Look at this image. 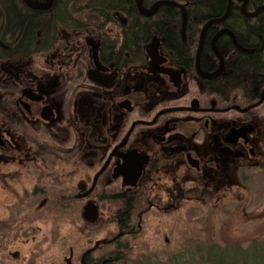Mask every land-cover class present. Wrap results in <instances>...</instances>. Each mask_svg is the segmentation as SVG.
<instances>
[{
  "label": "flooded vegetation",
  "instance_id": "obj_1",
  "mask_svg": "<svg viewBox=\"0 0 264 264\" xmlns=\"http://www.w3.org/2000/svg\"><path fill=\"white\" fill-rule=\"evenodd\" d=\"M169 1L107 14L87 0H0V13L10 2L55 19L38 25L48 40L2 36L12 24L0 23V264L38 252L42 221L55 235L79 222L65 264H115L146 221L181 222L187 201L247 189L264 143V0Z\"/></svg>",
  "mask_w": 264,
  "mask_h": 264
},
{
  "label": "rangeland",
  "instance_id": "obj_2",
  "mask_svg": "<svg viewBox=\"0 0 264 264\" xmlns=\"http://www.w3.org/2000/svg\"><path fill=\"white\" fill-rule=\"evenodd\" d=\"M260 147L261 159L252 160L246 190H235L227 200L200 208L187 201L181 222L146 221L141 233L128 239L115 264L264 262V143ZM52 224L41 222V233L35 239L36 254H28L20 247L17 257L10 255L9 264H65V258L78 254L84 239L79 222H72V231L68 233L65 222H58L56 235L51 232ZM102 227L98 236L108 231L105 222ZM89 230L91 242L96 231ZM163 233L169 235L168 243H164Z\"/></svg>",
  "mask_w": 264,
  "mask_h": 264
},
{
  "label": "trees",
  "instance_id": "obj_3",
  "mask_svg": "<svg viewBox=\"0 0 264 264\" xmlns=\"http://www.w3.org/2000/svg\"><path fill=\"white\" fill-rule=\"evenodd\" d=\"M86 6L91 7L93 9H96L97 11H104L107 12V14L112 10V9H123V11L127 12V9H129L130 11L133 12L132 6H133V0H87ZM6 4V3H5ZM73 5L75 4L72 3ZM79 5H82V2L79 1ZM4 9H6L5 13H0V23H5L8 22L9 24H12V27L16 28H7L3 31L2 36H5L9 33H13L16 34L15 38L17 37V33L19 32H23L24 33V38L25 40H31L33 38L37 39V38H45V40L47 39H51L52 38V34L48 33L50 32L49 26H45L47 25V23H51L53 22L54 19V15H50V14H46L47 16L45 18H42L43 16L40 14H36L35 16L32 13H28V12H14L11 7H10V2L3 7ZM4 11V10H3ZM129 13V12H128ZM51 16V18H50ZM144 17L140 18L137 17L135 19V24H134V28L135 31L132 32L130 37L134 38V42H135V48L137 53L140 52V46L141 43L144 39V37H146L148 31H147V26L145 25V21L143 20ZM142 19V20H141ZM75 21V20H73ZM44 23L45 25H42L41 28L39 29V32H37V28L39 24ZM7 33V34H6ZM53 33V32H52ZM8 36V35H7ZM10 36V35H9ZM6 37V36H5ZM27 45L33 46L34 44L32 42L27 43ZM243 264H245L243 262ZM246 264H264V262H259L257 261V263H246Z\"/></svg>",
  "mask_w": 264,
  "mask_h": 264
},
{
  "label": "water",
  "instance_id": "obj_4",
  "mask_svg": "<svg viewBox=\"0 0 264 264\" xmlns=\"http://www.w3.org/2000/svg\"><path fill=\"white\" fill-rule=\"evenodd\" d=\"M24 2H26L27 4H29L30 6H34V8L36 7H46L48 4H49V0H45L46 2H42V3H37V2H33V0H23ZM142 0H134V5L137 7V10L139 13H142V14H149L151 13V11L158 7L159 5L161 4H164V3H169V5L173 2V1H169V0H155L150 8H145L143 5H142ZM152 47V42H148L146 45H145V49L148 50ZM91 218V217H90Z\"/></svg>",
  "mask_w": 264,
  "mask_h": 264
}]
</instances>
